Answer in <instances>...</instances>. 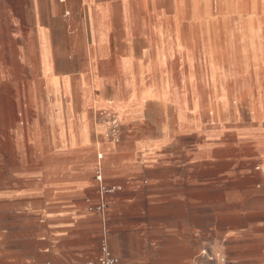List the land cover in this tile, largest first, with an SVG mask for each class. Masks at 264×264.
Segmentation results:
<instances>
[{"label":"crops","instance_id":"obj_1","mask_svg":"<svg viewBox=\"0 0 264 264\" xmlns=\"http://www.w3.org/2000/svg\"><path fill=\"white\" fill-rule=\"evenodd\" d=\"M137 1L0 0V264H264V131L133 58Z\"/></svg>","mask_w":264,"mask_h":264},{"label":"rangeland","instance_id":"obj_2","mask_svg":"<svg viewBox=\"0 0 264 264\" xmlns=\"http://www.w3.org/2000/svg\"><path fill=\"white\" fill-rule=\"evenodd\" d=\"M115 5L120 26L122 6ZM131 7L141 31L133 58L145 52L165 60L156 74H169L170 88L184 90L201 117L215 115L238 132L264 131V0H138ZM128 44L121 40L122 55Z\"/></svg>","mask_w":264,"mask_h":264},{"label":"built area","instance_id":"obj_3","mask_svg":"<svg viewBox=\"0 0 264 264\" xmlns=\"http://www.w3.org/2000/svg\"><path fill=\"white\" fill-rule=\"evenodd\" d=\"M98 179L101 180L100 173H98ZM101 191L105 194V193H111L113 189L102 185ZM101 250H102V255L99 258V260L97 262H90L88 264H125L120 258L116 257L112 253L106 241L102 242ZM217 260L224 262L226 258L219 251L213 252L211 250H208L207 248H203L196 256V258L192 261L191 264H207L208 262H213ZM46 264H51V263L48 262Z\"/></svg>","mask_w":264,"mask_h":264}]
</instances>
